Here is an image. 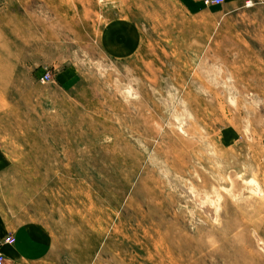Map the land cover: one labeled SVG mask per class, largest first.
I'll return each mask as SVG.
<instances>
[{"label": "rangeland", "instance_id": "obj_1", "mask_svg": "<svg viewBox=\"0 0 264 264\" xmlns=\"http://www.w3.org/2000/svg\"><path fill=\"white\" fill-rule=\"evenodd\" d=\"M204 1L0 0L14 264H264V0Z\"/></svg>", "mask_w": 264, "mask_h": 264}, {"label": "crops", "instance_id": "obj_2", "mask_svg": "<svg viewBox=\"0 0 264 264\" xmlns=\"http://www.w3.org/2000/svg\"><path fill=\"white\" fill-rule=\"evenodd\" d=\"M8 233L15 237L13 243L4 241V236ZM47 245L44 226L28 221L16 223L10 213L0 208V251L9 264L16 261H36L47 253Z\"/></svg>", "mask_w": 264, "mask_h": 264}, {"label": "bare ground", "instance_id": "obj_3", "mask_svg": "<svg viewBox=\"0 0 264 264\" xmlns=\"http://www.w3.org/2000/svg\"><path fill=\"white\" fill-rule=\"evenodd\" d=\"M247 181H244V182H240L237 186V191H238V193L239 192H241L242 190H245V189H248L249 188V190H253V191H256V193L258 192V188H259V186L258 185H256L257 183L255 182V183H249V182H247ZM194 192V191H193ZM191 194V193H190ZM207 195V194H206ZM217 195V194H216ZM220 196V195H219ZM192 197H196V199H197V202H199L200 204V206H202V208H204L207 212H209L211 215H213L214 216V213H213V208L214 207H217V203L216 202H214V204H213V206H207L206 205V203L204 202V201H201V198L202 197H204V196H200V195H198V194H196V193H192ZM207 197V196H206ZM211 198H212V196H211ZM214 198H216V196L214 197L213 196V198L212 199H214ZM204 200V199H203ZM211 200V199H210ZM217 200V199H216ZM217 209V208H216Z\"/></svg>", "mask_w": 264, "mask_h": 264}, {"label": "built area", "instance_id": "obj_4", "mask_svg": "<svg viewBox=\"0 0 264 264\" xmlns=\"http://www.w3.org/2000/svg\"><path fill=\"white\" fill-rule=\"evenodd\" d=\"M220 0H205L204 2H205V4L206 5H210V4H212L213 2H219ZM49 79V74L46 72L42 77H41V82H45V81H47ZM13 239H14V237L12 236V235H6L5 237H4V241H6V242H12L13 241ZM6 263V261H5V258H4V255H3V253H1V251H0V264H5Z\"/></svg>", "mask_w": 264, "mask_h": 264}]
</instances>
